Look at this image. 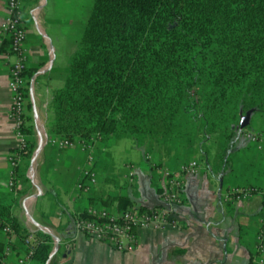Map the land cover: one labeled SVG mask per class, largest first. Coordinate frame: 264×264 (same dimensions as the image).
Masks as SVG:
<instances>
[{"label": "crops", "instance_id": "crops-1", "mask_svg": "<svg viewBox=\"0 0 264 264\" xmlns=\"http://www.w3.org/2000/svg\"><path fill=\"white\" fill-rule=\"evenodd\" d=\"M6 4L7 0H0V208L9 207L26 232L40 230L50 236L52 247L45 264H264V253L259 255L255 249L264 195L254 194L242 201L225 198L238 186L264 187V145L258 148L247 143L242 135L234 138L228 162L222 159L219 135L190 143L174 139L171 147L138 146L132 138H95L92 153L98 184L88 193L77 189L86 154L75 144L61 146L62 138L49 133L51 100L65 82L85 26L78 25L77 0L22 2L28 55L25 124L34 148L28 163L25 158L19 162L15 188H8V155L18 141L7 118L12 101L7 86L12 57L8 56L10 41L1 31ZM39 4V12L32 17L30 12ZM260 130L264 132V125L254 131ZM198 153L199 171L185 178L182 203L175 207L178 227L140 229L137 246L128 252L74 231L73 215L88 207L119 211V197L127 200L126 206L141 209L160 204L161 169L176 171L182 163L198 160ZM128 164L134 167L131 181ZM18 241L17 234L0 230L4 264H16L24 255Z\"/></svg>", "mask_w": 264, "mask_h": 264}, {"label": "trees", "instance_id": "trees-1", "mask_svg": "<svg viewBox=\"0 0 264 264\" xmlns=\"http://www.w3.org/2000/svg\"><path fill=\"white\" fill-rule=\"evenodd\" d=\"M50 107L49 133L62 139L99 135L169 146L219 135L228 162L241 114L264 113V0H93ZM23 129L28 135L29 126ZM33 148L28 135L26 163ZM118 201L119 210L129 207ZM0 220L18 235L24 254L32 234L27 263L45 264L48 234L26 232L9 207L0 208ZM4 258L0 253V263Z\"/></svg>", "mask_w": 264, "mask_h": 264}, {"label": "built area", "instance_id": "built-area-1", "mask_svg": "<svg viewBox=\"0 0 264 264\" xmlns=\"http://www.w3.org/2000/svg\"><path fill=\"white\" fill-rule=\"evenodd\" d=\"M23 0H7V15L3 19L1 31L10 41L8 56L12 61L8 68L7 86L12 95V101L7 111V118L11 122L14 134L17 138V146L8 155V162L11 170L8 177V188H15V168L21 161L22 151L27 147L28 135L24 132L25 125V106L27 96L26 86V63L28 60L25 39L27 37L26 17L22 12ZM41 4L35 7L30 15L33 17L39 12ZM243 135L252 142L263 143L261 135L253 132L244 131ZM95 138H99L97 135ZM94 139L89 141L78 139L70 141L61 139V146L76 145L86 154V161L79 175L76 187L78 190L88 193L98 184V173L93 164ZM260 148V145H258ZM128 166V177L130 181L134 176V167ZM199 171V164L196 159H190L182 163L176 171L169 167L161 169L164 182L161 203L149 209L129 206L119 211H111L104 207L86 208V216L80 213L73 215V229L90 238L100 241L120 252L133 250L138 244V230H166L179 226L175 215V207L182 203L181 192L184 188L185 178L194 175ZM254 194H263L264 187L253 185L238 186L230 189L225 198L233 201H242L250 198ZM2 230L9 234H15L11 226L0 220ZM34 237L29 234L25 240V254L17 259V264H27L33 253ZM256 252L261 255L264 253V215L260 219V227L255 238ZM8 254V250H6ZM0 264H4L1 262Z\"/></svg>", "mask_w": 264, "mask_h": 264}, {"label": "rangeland", "instance_id": "rangeland-1", "mask_svg": "<svg viewBox=\"0 0 264 264\" xmlns=\"http://www.w3.org/2000/svg\"><path fill=\"white\" fill-rule=\"evenodd\" d=\"M92 5H93V0H77V19H78L79 27L81 24H83V25L86 24V20H87L89 14L91 12ZM251 116H253L251 123H250V119H249V122L246 124V126H244V128L241 131H239L236 128L237 134L242 135L243 138L247 141V143L255 145L256 147H258V145H260V148H261L264 145V142L261 144L256 143V142H252L251 139H248L247 137H245L243 135L244 131L253 132V133H257L258 135L260 134L262 139L264 140L263 130H260L261 132L260 131H254L258 128V126L264 125V113H255V114L251 113L250 118H251ZM171 144L172 143L170 140L168 145L171 147ZM149 151H151V150L149 149ZM197 159L199 160V161L197 160V162H198L199 168H200V166H201L200 165V161H201L200 153L197 154Z\"/></svg>", "mask_w": 264, "mask_h": 264}, {"label": "water", "instance_id": "water-1", "mask_svg": "<svg viewBox=\"0 0 264 264\" xmlns=\"http://www.w3.org/2000/svg\"><path fill=\"white\" fill-rule=\"evenodd\" d=\"M251 113V111H247L244 115L241 114L239 124L236 126L239 131H241L249 122Z\"/></svg>", "mask_w": 264, "mask_h": 264}]
</instances>
